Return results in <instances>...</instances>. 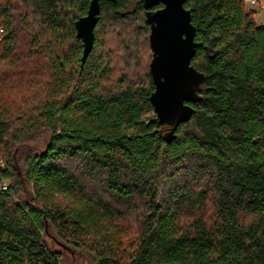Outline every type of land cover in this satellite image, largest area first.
Segmentation results:
<instances>
[{
  "label": "trees",
  "instance_id": "obj_1",
  "mask_svg": "<svg viewBox=\"0 0 264 264\" xmlns=\"http://www.w3.org/2000/svg\"><path fill=\"white\" fill-rule=\"evenodd\" d=\"M0 0V264H264V27L186 0L191 119L160 126L142 0ZM6 187L3 190L2 187Z\"/></svg>",
  "mask_w": 264,
  "mask_h": 264
},
{
  "label": "water",
  "instance_id": "obj_2",
  "mask_svg": "<svg viewBox=\"0 0 264 264\" xmlns=\"http://www.w3.org/2000/svg\"><path fill=\"white\" fill-rule=\"evenodd\" d=\"M150 26L149 42L153 53L150 73L155 90L150 101L158 122L173 131L188 122L193 114L190 105L198 97L203 76L192 65L197 49L196 29L186 0H142ZM100 0H91L88 13L76 22L78 38L83 41L82 64L95 43V29L100 21ZM179 264V263H161Z\"/></svg>",
  "mask_w": 264,
  "mask_h": 264
},
{
  "label": "rangeland",
  "instance_id": "obj_3",
  "mask_svg": "<svg viewBox=\"0 0 264 264\" xmlns=\"http://www.w3.org/2000/svg\"><path fill=\"white\" fill-rule=\"evenodd\" d=\"M253 1H255V3H253ZM246 7H247V11L255 12V20L257 25L259 27H264V0H246ZM149 48L151 50L150 42H149ZM151 54L153 58L152 50H151ZM67 254L68 255L66 261L69 264H88L87 260H85L84 258L80 257L77 254L70 253L69 251Z\"/></svg>",
  "mask_w": 264,
  "mask_h": 264
},
{
  "label": "built area",
  "instance_id": "obj_4",
  "mask_svg": "<svg viewBox=\"0 0 264 264\" xmlns=\"http://www.w3.org/2000/svg\"><path fill=\"white\" fill-rule=\"evenodd\" d=\"M253 3H255V1H253ZM2 189H3V190H6L7 188L3 186Z\"/></svg>",
  "mask_w": 264,
  "mask_h": 264
}]
</instances>
